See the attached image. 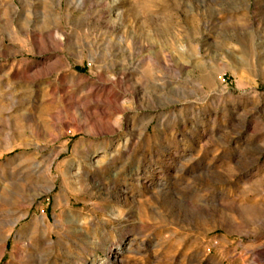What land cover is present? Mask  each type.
I'll return each instance as SVG.
<instances>
[{
    "label": "rangeland",
    "instance_id": "rangeland-1",
    "mask_svg": "<svg viewBox=\"0 0 264 264\" xmlns=\"http://www.w3.org/2000/svg\"><path fill=\"white\" fill-rule=\"evenodd\" d=\"M0 264H264V0H0Z\"/></svg>",
    "mask_w": 264,
    "mask_h": 264
},
{
    "label": "bare ground",
    "instance_id": "bare-ground-1",
    "mask_svg": "<svg viewBox=\"0 0 264 264\" xmlns=\"http://www.w3.org/2000/svg\"><path fill=\"white\" fill-rule=\"evenodd\" d=\"M120 248H121V246H119V247H117V246L112 247L111 250H109V252H108V256H109V257H115L116 253L119 252L118 250H119ZM121 249H122V248H121Z\"/></svg>",
    "mask_w": 264,
    "mask_h": 264
}]
</instances>
